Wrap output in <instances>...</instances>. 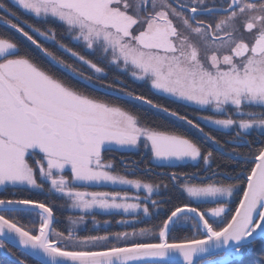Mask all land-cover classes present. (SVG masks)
<instances>
[{
	"label": "snow or ice",
	"instance_id": "obj_1",
	"mask_svg": "<svg viewBox=\"0 0 264 264\" xmlns=\"http://www.w3.org/2000/svg\"><path fill=\"white\" fill-rule=\"evenodd\" d=\"M0 25V250L14 241L46 264L253 252L264 264V0H0ZM141 145L143 169L118 168L113 154ZM105 186L137 194L90 190ZM33 192L79 214L59 228ZM97 212L131 214L117 221L131 230L79 234Z\"/></svg>",
	"mask_w": 264,
	"mask_h": 264
},
{
	"label": "rangeland",
	"instance_id": "obj_2",
	"mask_svg": "<svg viewBox=\"0 0 264 264\" xmlns=\"http://www.w3.org/2000/svg\"><path fill=\"white\" fill-rule=\"evenodd\" d=\"M139 151H142L143 152L142 145H141V147H140V149L138 151H126V152L138 153ZM121 159H125L128 162L135 161V160L142 161V157L135 158V159H130V158L129 159H127V158H121ZM121 159H119V161ZM142 166H144L143 163L140 165V167H142ZM119 167L120 166L118 164V168ZM120 174H124L123 171H120ZM133 176L134 175L129 174L128 175V178H130V179H136ZM142 182H147V181H142ZM90 190H102V191L103 190H107V191H121V192H125L126 191V192H128V194L130 196L137 194V190L134 189V188H132L131 186H116V187H113V186H105V187H101V188H93V189H90ZM3 193H4V190L3 189H0V195H2ZM25 194H27V193H25ZM139 194L141 196L147 195L142 190H140V193ZM33 195L37 196V199H39V200H44L47 197L48 201L51 202L54 205V212H55V215L58 218V222H57L56 226L59 227V228H64L65 226H67V224H68V217L69 216L75 217L76 215L79 214L76 210L69 209L67 207V205L69 203L68 201L62 200L59 196H57L55 194H46V193L33 192L32 193V196ZM153 198L156 199V198H159V197H153ZM132 202H134V201H132ZM96 219L100 223L94 224L93 221H92V217L89 216L86 219V227L84 225H78V226H73V227L81 235L88 234L89 231H91L92 234H103V232L105 230H111V229H114V228H116L117 231H125V230L130 231L131 230L130 227L129 228H124V227L118 226V224H117V221H119V220H131L132 219L131 214H123V213H120V214H115V215H108V214H105V213H99V212H97ZM105 220L110 221V224L109 225H105L104 224V221ZM22 223H24V222H22ZM147 224H149V225H147ZM150 224L151 223H145L143 225H138V227H140V226H142V227H151ZM4 250L6 252L10 251L8 249V247H6ZM19 253L20 254H17V255H20L21 258H23L24 260L28 257V256H26L25 254H23L21 252H19Z\"/></svg>",
	"mask_w": 264,
	"mask_h": 264
},
{
	"label": "trees",
	"instance_id": "obj_3",
	"mask_svg": "<svg viewBox=\"0 0 264 264\" xmlns=\"http://www.w3.org/2000/svg\"><path fill=\"white\" fill-rule=\"evenodd\" d=\"M30 18V17H29ZM31 19V18H30ZM0 30H3V26L0 25ZM129 83H131V81H129ZM134 87L136 88L137 91H142L144 92L145 95H150V93L148 92V90L141 86V85H134ZM153 99H158V97H153ZM162 103H166V101H161ZM141 153L142 151H139L138 153H134V152H117L114 153L113 155L115 156V159L117 161V164H119V159L121 158H127V159H135V158H140L141 157ZM143 163V160L141 161L140 165ZM144 165V163H143ZM150 166V165H149ZM144 166L140 167L141 169H143ZM196 169L194 167H192L191 164H187V165H182L180 167H176V168H154V172H164L167 171L168 174L170 175L173 171L178 172V173H183V172H191V171H195ZM134 175L133 177H135L136 179H141L142 181H144L142 179V171H137L136 173L132 174ZM147 182H151V181H147ZM159 181H157L158 183ZM25 194V193H24ZM27 195V194H25ZM33 198L37 199V196L33 195ZM24 222V221H22ZM149 225V224H147ZM151 225V224H150ZM174 235H179L181 237L183 236H189L191 235L190 231H184L181 233H174ZM8 249L10 250V252H15L17 254H19V252L12 248V247H8ZM259 250V249H257ZM256 259V253H250V254H246L245 256H243L239 262H237V264H252V262ZM26 264H40L34 260H32L31 258L27 257L25 259ZM0 264H14L11 261H9L6 257H3L0 253Z\"/></svg>",
	"mask_w": 264,
	"mask_h": 264
},
{
	"label": "water",
	"instance_id": "obj_4",
	"mask_svg": "<svg viewBox=\"0 0 264 264\" xmlns=\"http://www.w3.org/2000/svg\"><path fill=\"white\" fill-rule=\"evenodd\" d=\"M4 238H0V240H2ZM6 245H9L11 247H13L14 249L18 250V251H21L23 253H25V250L19 248L18 244L15 243L14 241H5ZM1 252L3 253L4 256L8 257L11 261L14 262V259L13 257H11L10 255H8L7 253L4 252V250H1ZM28 255L29 257L33 258L34 260L38 261L40 264H46V260L45 258H43L40 254H26Z\"/></svg>",
	"mask_w": 264,
	"mask_h": 264
},
{
	"label": "flooded vegetation",
	"instance_id": "obj_5",
	"mask_svg": "<svg viewBox=\"0 0 264 264\" xmlns=\"http://www.w3.org/2000/svg\"><path fill=\"white\" fill-rule=\"evenodd\" d=\"M110 231H117V229H116V228H114V229H111Z\"/></svg>",
	"mask_w": 264,
	"mask_h": 264
}]
</instances>
